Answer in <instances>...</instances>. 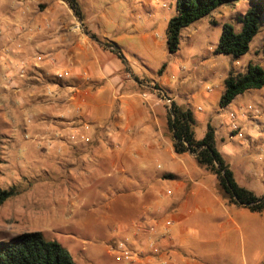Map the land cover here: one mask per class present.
<instances>
[{"label":"crops","instance_id":"0c3cea01","mask_svg":"<svg viewBox=\"0 0 264 264\" xmlns=\"http://www.w3.org/2000/svg\"><path fill=\"white\" fill-rule=\"evenodd\" d=\"M109 1L78 0L82 19L67 0H0L1 164L55 152L62 176L44 181L33 199L63 204L73 230L100 237L112 257L121 242L139 253L123 264H264V211L229 202L195 153L176 151L169 128L173 103L190 108L196 137L211 124L237 182L264 196L260 109L240 102L244 93L219 106L224 79L235 68L220 70L210 60L219 57L216 46L204 57L187 51L195 30L172 54L167 29L163 36L154 28L156 12ZM99 3L112 5L98 14ZM141 45L168 60L161 73L150 68ZM195 70L215 78L201 79L194 92L187 84ZM198 98L210 106H194ZM75 131L89 140L72 141Z\"/></svg>","mask_w":264,"mask_h":264},{"label":"rangeland","instance_id":"374dc122","mask_svg":"<svg viewBox=\"0 0 264 264\" xmlns=\"http://www.w3.org/2000/svg\"><path fill=\"white\" fill-rule=\"evenodd\" d=\"M117 1L119 0L109 2ZM121 3L127 8L133 7L135 3L156 12L154 28H158L163 36H165L168 25L166 18H171L176 13V0H153L151 2L123 0ZM253 4V0H233L229 4L218 6L210 15L198 20L190 28H185L182 39L185 40L184 35L188 33L189 29L195 30L197 39L192 47L185 44L187 45L186 50H191L190 52L193 54L204 57L209 48L217 46L225 23L233 24L237 31L241 29L242 25L238 22V18L245 14ZM90 5L87 6V14L93 16ZM98 5L102 7L98 9V14H100L104 9L110 8L112 4L99 3ZM114 12L113 18L122 17L118 9ZM103 19L111 20V15H105ZM140 49L141 55L148 58L150 68L158 70L165 62H168L167 59H162L160 51L157 54H151L143 45L140 46ZM209 57L211 61H216L220 70L235 68L237 72H245L250 63L264 67V14L260 30L251 41L247 53L239 58L228 54H219L218 58H215L214 55ZM187 64L191 66L192 62ZM187 72L188 70H186ZM192 75L187 85L194 92L199 90L201 79H206L205 81L211 84L215 78L211 74L203 75L201 71L196 70ZM239 100L246 104L252 102L259 108L262 115L261 121L264 123V87L246 91ZM194 104V106L200 105L202 108L210 106L209 102L203 101L202 98H198ZM262 133L264 135L263 131ZM8 160L7 164H0V168L4 169L3 173H0V186L4 188L16 187L20 194L0 205V241L11 240L23 232L41 231L47 238L57 240L67 247L77 264H123L117 257L114 258L108 254L105 242L100 237H87L83 231L73 230L72 225L65 220V215L62 212L65 209L63 204L55 205L48 198L42 201L33 199L32 194L40 188L44 181L49 180L51 184H54L55 180L58 181L62 176L61 171H63L64 165L62 161H59L55 152L51 156L41 157L39 161L35 162L26 157L24 159L11 157ZM45 191H49V186H46Z\"/></svg>","mask_w":264,"mask_h":264},{"label":"trees","instance_id":"16d2710c","mask_svg":"<svg viewBox=\"0 0 264 264\" xmlns=\"http://www.w3.org/2000/svg\"><path fill=\"white\" fill-rule=\"evenodd\" d=\"M79 18L83 14L78 0H67ZM233 0H176V13L170 18L167 28V49L176 54L181 48L182 32L198 20L210 15L218 6ZM254 4L238 18L241 29L225 23L216 54H228L239 58L250 49V43L260 30L264 14V0H253ZM103 43L105 39L93 35ZM115 51L121 58L123 54ZM164 65L160 68L162 72ZM264 87V67L250 63L245 72L231 69L224 79V92L219 100L220 107H226L242 93ZM159 88V87H156ZM196 119L190 108L173 103L169 111V128L178 153L193 152L198 163L217 175L222 194L231 203L249 207L253 211H264V196L256 195L251 189L240 185L216 145L215 128L209 124L202 139L195 134ZM2 141L0 138V164L3 162ZM19 193L16 187L0 186V205ZM0 264H77L67 247L57 240L49 239L41 231L23 232L11 240L0 241Z\"/></svg>","mask_w":264,"mask_h":264},{"label":"built area","instance_id":"2783aa9c","mask_svg":"<svg viewBox=\"0 0 264 264\" xmlns=\"http://www.w3.org/2000/svg\"><path fill=\"white\" fill-rule=\"evenodd\" d=\"M184 68H185V66H184ZM69 74V71H62V72H59V73H57V76L59 77V78H63V77H65V76H67ZM248 109H250V110H254V107L252 106V105H249L248 106ZM256 110V109H255ZM257 112L259 111V110H256ZM232 114V116H234V114L233 113H231ZM88 127H89V124H86L85 125V128L86 129H88ZM234 132L236 133V135H238L239 137H244V132H243V130L241 129V128H239V126L237 125V124H235L234 125ZM72 141H76V140H78V139H81V140H84V141H86V140H89L88 139V137H87V135L84 133V132H82V131H79V132H77V131H75L74 133H72L71 135H70V137H69ZM114 249H116L117 250V253H116V257L120 260V261H122L123 263H130L131 261H133V259H134V257L135 256H138L139 255V253L137 252V251H135V250H133L132 248H130L126 243H124V242H121V243H119L118 244V247L116 248V247H114ZM161 264H168L166 261H164L163 263H161Z\"/></svg>","mask_w":264,"mask_h":264}]
</instances>
